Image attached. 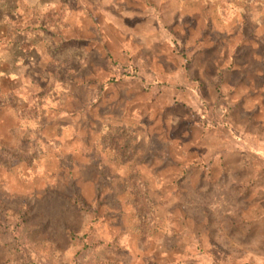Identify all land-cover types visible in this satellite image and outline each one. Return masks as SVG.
<instances>
[{
	"label": "rangeland",
	"instance_id": "1",
	"mask_svg": "<svg viewBox=\"0 0 264 264\" xmlns=\"http://www.w3.org/2000/svg\"><path fill=\"white\" fill-rule=\"evenodd\" d=\"M66 1L0 75V264H264V0Z\"/></svg>",
	"mask_w": 264,
	"mask_h": 264
},
{
	"label": "crops",
	"instance_id": "2",
	"mask_svg": "<svg viewBox=\"0 0 264 264\" xmlns=\"http://www.w3.org/2000/svg\"><path fill=\"white\" fill-rule=\"evenodd\" d=\"M66 2L68 7L72 6L71 0ZM60 6L61 0H0V75L9 78L25 75L26 68H20L23 56L10 54L11 46L16 52L23 51L21 39L40 37L46 46L56 45L54 34L51 32L53 21L49 18V12L53 11L52 14L57 17L55 10ZM12 35L19 40L14 39ZM66 54L65 50H62V56ZM75 59L74 57L73 60ZM1 92L0 89V102L3 101V106H9V95L2 96Z\"/></svg>",
	"mask_w": 264,
	"mask_h": 264
}]
</instances>
